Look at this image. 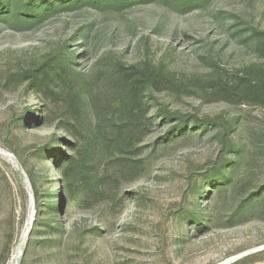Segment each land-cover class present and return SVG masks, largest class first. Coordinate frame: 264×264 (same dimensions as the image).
<instances>
[{"label": "rangeland", "instance_id": "374dc122", "mask_svg": "<svg viewBox=\"0 0 264 264\" xmlns=\"http://www.w3.org/2000/svg\"><path fill=\"white\" fill-rule=\"evenodd\" d=\"M254 30L264 31V0L0 20V264H11L31 216L16 264H264ZM53 55L80 73L71 91L30 85L28 72ZM118 63L163 73L137 88ZM136 118V129L110 126Z\"/></svg>", "mask_w": 264, "mask_h": 264}, {"label": "trees", "instance_id": "16d2710c", "mask_svg": "<svg viewBox=\"0 0 264 264\" xmlns=\"http://www.w3.org/2000/svg\"><path fill=\"white\" fill-rule=\"evenodd\" d=\"M153 0H0V20L6 21L11 26L15 25H34L37 22L55 14L61 10H75L81 6H91L94 8H105L111 5L121 4L123 6H129L138 2H148ZM158 1V0H155ZM176 6L181 5L185 9L199 7L206 5L211 0H168ZM17 27V26H16ZM253 38L260 49L264 50V31H253ZM71 58H64L59 56L56 60V56L46 60L41 67L33 69L28 72L27 76L30 78V85L39 91L42 86L47 88L57 87L59 92L64 90H72L80 79V73L73 67ZM43 72H39L41 69ZM118 72L125 75L124 80L126 84L137 86H144L147 84H154L160 80V76L163 73L162 67L153 68L151 66H126L122 63L116 64ZM41 79L39 80V78ZM226 82L221 87L224 90H231L235 82ZM256 93H264V82L262 85L256 88ZM140 119L125 120L117 123L113 120L110 121V126L118 131L126 128L136 129L140 126ZM114 142H117L116 140ZM119 143V141H118ZM123 158V157H122ZM119 160V164L126 165L129 168L136 167V161L130 158H123ZM68 169L64 168V173L67 175ZM80 173H82L79 170ZM105 177L102 180L96 181L104 182ZM108 178V177H107ZM37 197V193H35Z\"/></svg>", "mask_w": 264, "mask_h": 264}, {"label": "bare ground", "instance_id": "6f19581e", "mask_svg": "<svg viewBox=\"0 0 264 264\" xmlns=\"http://www.w3.org/2000/svg\"><path fill=\"white\" fill-rule=\"evenodd\" d=\"M1 151V150H0ZM5 153V152H4ZM5 155V154H4ZM11 156V155H10ZM11 158V157H10ZM32 203V202H31ZM33 204V203H32ZM31 204V205H32ZM30 215H31V213H30ZM32 224H33V220H32V216L31 217H29V219H28V222H27V224H26V226H25V228H24V230H23V233H22V235H21V237H20V242H19V244H18V246L16 247V251L12 254V256H11V259H10V261H11V264H16L19 260H18V258L20 257V255H21V253H22V250H23V245H24V243H25V241H26V238L28 237V235H29V232H30V229H31V226H32Z\"/></svg>", "mask_w": 264, "mask_h": 264}]
</instances>
